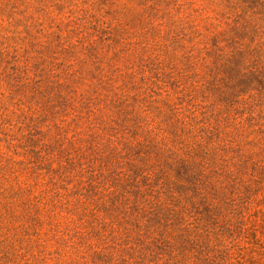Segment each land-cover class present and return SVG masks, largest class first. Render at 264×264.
<instances>
[{
	"label": "rangeland",
	"instance_id": "374dc122",
	"mask_svg": "<svg viewBox=\"0 0 264 264\" xmlns=\"http://www.w3.org/2000/svg\"><path fill=\"white\" fill-rule=\"evenodd\" d=\"M245 2L0 0V264H264V23L240 34ZM144 200L164 245L136 228Z\"/></svg>",
	"mask_w": 264,
	"mask_h": 264
},
{
	"label": "trees",
	"instance_id": "16d2710c",
	"mask_svg": "<svg viewBox=\"0 0 264 264\" xmlns=\"http://www.w3.org/2000/svg\"><path fill=\"white\" fill-rule=\"evenodd\" d=\"M246 5V12L244 14H239V15H232V18H234V25L236 27L240 26V34H244L249 30H254V31H258V27L257 24L253 21L254 18L253 17H257L260 19V21H262L264 23V0H246L245 2ZM251 12L252 15L250 17H246L247 14ZM261 29V27H260ZM100 178V175L95 174L92 179L91 182L89 183V187H87V189L84 190V194L83 196L86 199H93L95 197H97L99 194H95L94 191L96 190L97 186H95L94 184L96 183V180H98ZM129 196H132L134 199H136L138 197V191L131 194V193H121L119 195H117L116 197H114L111 201V207L112 209L116 208L117 209V205L122 203V201H129V199H127ZM143 200V197H142ZM134 206L130 209V211L133 214H137V221L140 223L142 222V220L146 221V225L144 226L145 228H141L140 226L136 225V228L142 230V232H144V236L146 235H156L155 233H158L157 235V243H159L160 245H164V241L162 239L163 236V231H161L162 227H163V221H168V216H162L161 215V210L155 209L153 207H149L148 201L144 200L143 201V205L141 206L142 209L140 208V203L137 201L133 202ZM147 205H148V211H147ZM105 208L99 207V206H95L94 211L95 212H101L104 211ZM106 210H108L106 208ZM160 211V212H159ZM122 215V214H121ZM120 215V216H121ZM123 216V215H122ZM122 220L125 222L126 225H129V221L126 217V215H124L122 217ZM177 222V220H175ZM174 221V222H175ZM178 223V222H177ZM180 225V224H179ZM205 229H207V227L204 225ZM158 236L160 238H158Z\"/></svg>",
	"mask_w": 264,
	"mask_h": 264
}]
</instances>
